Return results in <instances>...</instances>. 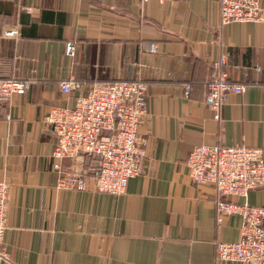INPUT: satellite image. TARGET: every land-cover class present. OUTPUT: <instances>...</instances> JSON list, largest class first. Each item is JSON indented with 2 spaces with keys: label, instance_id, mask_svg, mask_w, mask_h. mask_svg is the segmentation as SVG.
<instances>
[{
  "label": "crops",
  "instance_id": "0c3cea01",
  "mask_svg": "<svg viewBox=\"0 0 264 264\" xmlns=\"http://www.w3.org/2000/svg\"><path fill=\"white\" fill-rule=\"evenodd\" d=\"M222 53L231 80L247 87L230 93L216 120L204 98ZM0 75L34 79L0 106L11 254L0 264H241L217 259L216 244L239 239L242 217L218 219L216 187L194 183L186 160L197 144L264 148V22L222 26L218 0H0ZM69 77L81 86L65 93ZM138 77L148 85L142 172L121 194L58 188L49 109L73 106L95 82ZM64 164L98 167L84 155ZM247 201L264 206V187Z\"/></svg>",
  "mask_w": 264,
  "mask_h": 264
},
{
  "label": "built area",
  "instance_id": "2783aa9c",
  "mask_svg": "<svg viewBox=\"0 0 264 264\" xmlns=\"http://www.w3.org/2000/svg\"><path fill=\"white\" fill-rule=\"evenodd\" d=\"M218 1L222 26L231 22H264L261 0ZM15 32L9 30L6 33L13 35ZM146 49L155 53L158 44L149 42ZM75 50V42L67 41L66 53L72 56ZM227 63L228 54L222 53L211 63L206 81L204 101L216 120L220 119L221 108L230 93H242L247 87L246 83L231 80ZM256 69L260 67L256 66ZM33 81L31 78L0 75V106L15 94L26 93ZM60 84L65 93L81 86L75 77L64 79ZM147 113L148 85L141 77L98 81L85 93L77 94L73 106H52L45 115V122L56 136L52 152L58 172L56 186L115 194L125 192L129 179L143 170L147 138L140 134V127ZM81 155L98 161L94 173L87 174L64 164L65 160L71 161ZM186 164L194 183L209 182L216 187L219 220L232 213L242 217L239 239L217 242V259L264 264V206L247 201L252 189L264 187V148L248 144H197L190 151ZM234 197L245 200H235ZM8 198L9 184L0 180V258L7 260L11 258L4 241Z\"/></svg>",
  "mask_w": 264,
  "mask_h": 264
}]
</instances>
